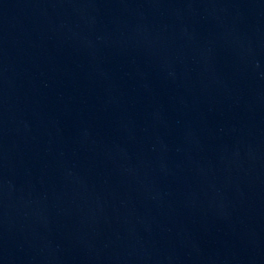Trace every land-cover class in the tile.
<instances>
[{"label": "water", "instance_id": "1", "mask_svg": "<svg viewBox=\"0 0 264 264\" xmlns=\"http://www.w3.org/2000/svg\"><path fill=\"white\" fill-rule=\"evenodd\" d=\"M0 264H264V0H0Z\"/></svg>", "mask_w": 264, "mask_h": 264}]
</instances>
